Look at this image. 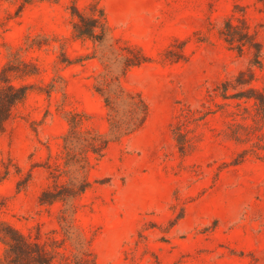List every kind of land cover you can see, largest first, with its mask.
<instances>
[{
	"label": "rangeland",
	"instance_id": "rangeland-1",
	"mask_svg": "<svg viewBox=\"0 0 264 264\" xmlns=\"http://www.w3.org/2000/svg\"><path fill=\"white\" fill-rule=\"evenodd\" d=\"M72 5L102 14L101 42L73 35ZM228 20L261 67L254 43L225 41ZM8 62L30 90L0 134V222L55 248L54 264H264V0H0ZM249 70L258 93L236 97ZM117 77L145 123L109 143L73 212L40 204L67 111L106 133L94 86Z\"/></svg>",
	"mask_w": 264,
	"mask_h": 264
},
{
	"label": "trees",
	"instance_id": "trees-1",
	"mask_svg": "<svg viewBox=\"0 0 264 264\" xmlns=\"http://www.w3.org/2000/svg\"><path fill=\"white\" fill-rule=\"evenodd\" d=\"M71 30L77 38H88L101 42L106 33V25L102 14L96 16L79 10L75 5L70 8ZM225 41L233 46L238 44V54L243 53L244 46L256 47L255 61L261 67V46L253 42L247 30L232 24L230 20L225 26ZM126 68L135 65L127 58ZM21 63V62H20ZM24 70L22 75L33 73ZM19 73L12 62H8L0 70V134L4 132L6 122L12 117L17 104L23 101L30 87L15 85L12 76ZM249 88L239 92L236 97L252 98L257 90L252 88L253 70H249ZM112 88V89H111ZM94 90L103 98L107 109L106 133L97 131L90 123L89 116L77 109L67 111L68 129L61 136L58 151L49 153L43 167L46 169L50 185L40 196V204L63 202L74 211V200L81 196L91 185L88 178L90 170L105 156L110 142L132 134L140 129L147 117V107L139 95L128 92L119 78L113 82L105 79L94 86ZM260 109L264 115V94L260 93ZM0 264H54L58 252L48 249L43 243L25 236L11 225L0 222ZM85 262L83 257L79 262ZM87 264H93L92 259Z\"/></svg>",
	"mask_w": 264,
	"mask_h": 264
}]
</instances>
